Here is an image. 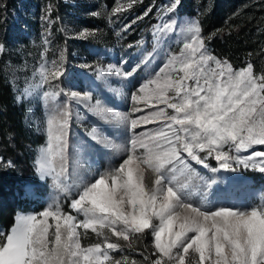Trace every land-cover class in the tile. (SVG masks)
I'll return each instance as SVG.
<instances>
[{"label":"snow or ice","instance_id":"6c2138e0","mask_svg":"<svg viewBox=\"0 0 264 264\" xmlns=\"http://www.w3.org/2000/svg\"><path fill=\"white\" fill-rule=\"evenodd\" d=\"M178 5L172 0L167 12ZM122 10L118 5L112 11ZM169 21L156 27L153 52L141 61L150 67L159 56L161 63L129 93L128 111H114L107 106L112 98L105 94L101 99L95 89L82 94L61 88L62 53L59 63L44 59L38 83L28 84L17 97L42 89V97L52 102L35 171L39 180H51L58 193L74 197L69 208L75 215L65 212L58 198L36 215H18L11 230L0 233V264H136L127 257L114 260L111 253L125 251L120 241L131 248V241L145 234L152 237V252L141 255L149 264H264V197L247 208L209 200L221 183L230 188L239 182L233 174L241 168L264 173V150L255 148L264 146V72L257 73L251 63L234 69L212 55L198 21L180 28L179 39L176 21L171 16ZM174 45H180L178 52L171 51ZM96 71L111 91L109 75L129 80L136 68L123 72L108 65ZM74 106L120 126L122 144L96 128L88 133L122 155L117 167L89 179H74L75 170L68 171L69 135L73 121L80 119ZM193 162L211 175L200 176ZM5 163L11 166L0 158V166ZM38 195H43L40 187L26 186V197ZM89 230L100 242L83 246L81 236Z\"/></svg>","mask_w":264,"mask_h":264},{"label":"rangeland","instance_id":"374dc122","mask_svg":"<svg viewBox=\"0 0 264 264\" xmlns=\"http://www.w3.org/2000/svg\"><path fill=\"white\" fill-rule=\"evenodd\" d=\"M130 3L131 0H0V44L4 45V51L0 53L1 68L6 80L10 82L13 101L22 102V121L31 126L35 133L42 134V139L35 143L27 140L24 142L26 150L31 153V173L23 179L12 181V184L4 183L0 189V210L13 203H19L18 206L29 204L28 208L15 209L13 221L7 228L0 222V233L9 232L18 215H36L56 198L65 212H73L69 203L74 197H65L63 193H58L51 180H39L34 166L39 149L46 142L44 129L52 102L42 97V89H34L32 95L17 99L24 87L38 83L39 67L44 59L59 63L60 54H63L65 76L60 78L61 88L66 91H80L82 94L95 89L101 93V99L105 94L112 98L113 103H109L108 107L114 111H128L131 107L127 99L129 93L135 90L138 83L153 75L157 65L161 63L159 56L150 67L141 61L148 53L153 52V32L156 27L170 23L171 16L176 21L177 39L180 38V28L193 20L198 21L202 35L208 38L206 42L212 55L226 60L234 69L251 63L257 73L264 72V0H179V5L171 13L167 12V8L172 0H135L128 7ZM118 5L126 10L113 14L112 10ZM148 9L151 11L145 16ZM253 16L256 24L247 28L242 36L235 37L238 40L236 44L230 35L222 34L220 28L223 26H228L226 34H232L230 26L234 22ZM137 17L142 18L136 19ZM132 20H136V23L125 31L124 25ZM85 31L88 35H82ZM179 47L180 45H174L171 51L178 52ZM45 48L47 52H44ZM230 53L234 55L235 62L231 60ZM108 65H115L123 72L133 68L136 71L129 80L124 81L114 73L109 75L110 91L104 81L96 78L97 68H107ZM33 73H37L35 78ZM96 91L93 92L94 97ZM59 99L63 100V96ZM73 110L80 114V119L73 121L69 135L67 164L70 173L75 170L74 179H89L92 173L117 167L122 155H114L110 149L93 141L88 133L96 128L104 136L122 144L120 126L101 120L85 108L74 106ZM255 148L264 150V146ZM8 161L10 160H5ZM209 163L216 166L213 160ZM193 167L200 176L211 175L194 162ZM233 175L240 177V181L230 188L227 183H221L220 191L216 192L215 197L209 194V200L214 204L219 202L230 207L247 208L259 205L264 197V173L258 168H241ZM26 186L40 187L43 195L36 198L26 197ZM73 214L75 215L74 212ZM98 242L100 240L90 230L87 235L81 236L83 246ZM150 243L152 245V237ZM131 251L125 247L124 252H113L111 255L114 260L127 257L128 261L135 260L136 264H149L143 255L139 257ZM143 253L149 255L145 250Z\"/></svg>","mask_w":264,"mask_h":264},{"label":"trees","instance_id":"16d2710c","mask_svg":"<svg viewBox=\"0 0 264 264\" xmlns=\"http://www.w3.org/2000/svg\"><path fill=\"white\" fill-rule=\"evenodd\" d=\"M253 17H245L230 26L232 34H226L228 26L220 28L222 34L231 36L236 44L238 35H243L247 28L256 24ZM206 27V25H205ZM206 29V28H205ZM217 39V38H216ZM218 40V39H217ZM219 41V40H218ZM231 60L235 62V57L230 53ZM22 102H14L10 91V82L6 80L4 71L0 63V155L3 161L9 159L11 166H0V189L4 183L12 184V181L27 177L32 171L31 153L26 150L25 140L35 143L42 139V134L35 133L31 126H27L22 121ZM19 203L9 204L0 210V222L7 228L13 221L16 208H28V203L18 206ZM151 235L145 234L138 240H132L130 248L134 255L141 257L143 250L151 254ZM122 244L126 245V242ZM148 245V246H147ZM127 247V245H126ZM136 250V251H134ZM130 252V253H131ZM131 253V255H133Z\"/></svg>","mask_w":264,"mask_h":264}]
</instances>
